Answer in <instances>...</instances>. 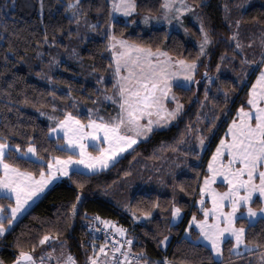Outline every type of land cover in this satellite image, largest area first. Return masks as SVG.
I'll return each instance as SVG.
<instances>
[{
	"label": "trees",
	"instance_id": "16d2710c",
	"mask_svg": "<svg viewBox=\"0 0 264 264\" xmlns=\"http://www.w3.org/2000/svg\"><path fill=\"white\" fill-rule=\"evenodd\" d=\"M189 1L212 38L205 56L200 55L201 29L194 23H188L186 34L164 27L148 31L141 27L131 30L130 25L121 19L117 20L115 29L117 36L154 50L159 48L181 59L199 57V61L202 60L197 75L201 72L203 75L196 80L198 83L174 89L184 104L179 118L169 127L159 129L147 140L139 142L134 150L109 169L88 176L73 175L56 184L6 236L0 237V260L4 264H13L21 248L27 251L34 244L37 246L33 254L41 256L45 244L39 245L38 240L47 233H59L58 241L67 244L69 253L78 264H88L93 255L92 247L86 244L92 215L125 225L128 237L133 240V250L146 253V258H151L150 264L161 261L162 256H167L173 264H200L201 261L203 264H218L211 249L196 241V231L192 230V236L186 239L183 221L170 224L175 200L187 214L192 200L196 199L203 172L199 166L192 165L190 173L175 180L177 192L175 190L172 194L162 193L156 188L131 189L129 184L136 185L131 180L137 169L134 163L137 160L157 162L178 150V141L185 139L190 130L194 131L201 112L212 117L220 115L230 103L233 109L242 104L249 107L248 88L256 75H252L250 83L241 88L243 75L238 72L241 64H246L241 53L233 48L234 43L229 41L238 29L244 39H250V34L256 33L258 27H264V0L249 4L245 10L237 7L242 0ZM73 3L75 0H0V136L8 137L11 144H20L22 149L34 141L40 155L46 159H51L53 154L66 157L75 153L56 149L57 141L48 138L50 125L42 113L55 111L63 117V110L67 109L87 121L88 115L76 107L80 104L96 107L101 105L99 96L115 95L114 62L104 35L110 1L80 0L79 9L69 8ZM137 4L140 14L151 10L152 15H157L162 11L163 0H137ZM71 11H76L77 17L84 16L79 25ZM91 24H97V28L93 30ZM223 56H227V63L234 58L237 64H241L238 67L235 64L231 73H220L210 84L206 97V78L216 73ZM103 77L105 84L100 81ZM105 103L108 115L113 116L119 111L114 102ZM16 162L29 171H38L35 164L25 160ZM80 184L84 185L83 188ZM113 188H118L116 197L110 194ZM77 196L80 197L79 202ZM117 196L124 198L121 200ZM254 201L253 207L261 206L259 199ZM13 203L12 200L0 199V204ZM74 203L77 211L73 217L70 213ZM155 203L159 208L152 207ZM123 206L137 215H142L144 210H152V219L133 227L130 213ZM237 225L248 229L246 237L249 244L254 240L264 244V220L258 219L252 224L238 220ZM164 236H172L166 248L162 247ZM231 246L232 242L226 241L222 264H255V259L264 251L234 256L229 252Z\"/></svg>",
	"mask_w": 264,
	"mask_h": 264
},
{
	"label": "snow or ice",
	"instance_id": "6c2138e0",
	"mask_svg": "<svg viewBox=\"0 0 264 264\" xmlns=\"http://www.w3.org/2000/svg\"><path fill=\"white\" fill-rule=\"evenodd\" d=\"M194 7L188 0H164L161 5L162 13L154 16L149 10L143 15L142 23L145 26H151L153 21H167L169 25L173 20L182 23L183 15L194 11ZM69 8L79 9L80 0H75ZM117 13L126 17L133 14L139 16L137 0H110L108 20L105 21L106 47L114 57L115 77V95L106 96L105 99L117 103L119 111L111 118L97 115L96 119L89 118L87 121L81 120L67 109L63 110V119L51 116L55 127L49 128L48 138L57 141L56 149L75 153L66 157L53 154L51 159H46L40 155L34 141L28 142L27 148L22 149L20 144H11L8 137L0 136V193L3 194L0 199L15 202L14 205L0 204V235L9 231V226L18 214L26 211V206L30 207L29 201L42 193L58 176H88L108 168L116 163L123 153L133 149L134 145L147 140L155 131L177 120L184 106L173 92V85L186 87L187 82L198 83L194 81V76L199 66V57L192 60L181 59L159 48L154 50L152 47L117 36ZM72 15L77 25L84 18L83 15L77 17L76 11H73ZM128 23L136 24L137 21L129 20ZM90 27L95 30L97 24H91ZM200 29L203 40L199 48L200 55H203L206 47L212 43V38L204 29L203 23L200 24ZM235 37L234 33L233 39ZM45 40L47 41L46 36ZM261 43L264 45V41ZM236 47H242L239 41ZM259 63L264 64V54ZM217 71H220L219 66ZM209 82L211 83V79ZM207 91L205 88L206 97ZM225 97L227 98V92ZM169 103H174L175 107L170 108ZM247 104L248 108L243 105L239 108L237 118L232 120L224 138L212 153L207 164L210 175L202 177L197 204L203 219H198L193 214L186 229L187 239L193 226L198 228L199 236L196 241L207 242L218 264H222L226 241H234L229 252L236 256L242 255L241 248L247 252L264 249V244L256 240L249 244L246 237L248 229L237 225L238 220H247L249 224L257 218L264 220V207H253L257 195L260 204L264 205V69L260 70L259 76L251 86ZM88 111L91 117L92 110ZM216 119L213 117L210 121L213 126ZM205 141L206 137L201 134L198 137L199 149H193L197 155L199 151H203ZM178 143L188 147L183 138ZM89 144L97 149L95 153L88 150ZM18 160L35 164L38 171L22 168L16 162ZM218 179L226 183L225 191L214 187ZM83 186L80 184L81 188ZM206 198H210L211 207L205 206ZM79 200L80 197L77 196V202ZM152 207L159 208V204L155 203ZM242 208L245 211L241 212ZM76 211L74 203L70 215L74 217ZM182 212V207L174 203L171 212L173 220H179ZM132 216L137 221L150 220L153 212L144 210L142 215L132 212ZM92 220L93 226L103 223L105 228L114 231L109 237L112 241L111 248H108V242L102 245L93 244V255L89 258V264H148V260L144 259L146 253L133 252V240L128 239L127 229L108 220L102 221L99 216L93 217ZM116 234L123 239H117ZM58 240L59 233H47L38 240V244H50ZM167 240L168 237L164 236L162 243ZM36 246L32 245L27 251L21 248L13 264H45V260L51 259L53 255L55 264H78L73 255L63 251V242L59 254H56L57 250L53 248L51 252H45L39 257L33 254ZM0 264H4V261L0 260ZM156 264H173V261L161 260ZM200 264H203V261ZM259 264H264V251L259 257Z\"/></svg>",
	"mask_w": 264,
	"mask_h": 264
},
{
	"label": "rangeland",
	"instance_id": "374dc122",
	"mask_svg": "<svg viewBox=\"0 0 264 264\" xmlns=\"http://www.w3.org/2000/svg\"><path fill=\"white\" fill-rule=\"evenodd\" d=\"M257 1H259V0H242V2L240 4H237V7L241 8V10H245L249 6V4H252L253 2H257ZM262 2H264V1H262ZM163 3H164V0H163ZM188 3L192 4L189 0H188ZM162 11L157 15H160L162 13ZM72 13H73V11H71V14ZM144 14H146V13H144ZM144 14H140L139 16L133 14L131 17H126V16H122L121 14L117 13L116 19L117 20L121 19V20L125 21L126 23H128L129 20H136L137 21L136 24H129L128 23L130 25L131 30H136L138 27H141V29L143 31H148L151 28L164 27L169 31L175 30V31H179V32H182L185 34L188 33V23H194L199 28H200V24H201L200 20H199L198 12L196 11L195 7H194V11L187 12L183 15L182 23H178L176 20H173L171 25H169L167 23V21H161L159 23L153 21L151 26H145L142 23V17ZM235 34H236L235 39H233V38L230 39L229 43L230 44L234 43L233 48L241 53V55L243 57V62H245L246 65L243 66L240 62L237 64V62L234 61V58H231L232 61L230 63H227L226 62L227 56L226 57L223 56V60L221 58V61L218 65L220 68V71L218 72L217 68H216V73L213 75H208L206 78L205 82L207 83V85L205 88H207V90H208L207 92H209V90H210V84L214 80H216L218 78V76H220V73H223V72H230L231 73V72H233L232 70H233V66L235 64H237L236 67H238L241 64V68L238 72L239 74L242 73V75H243V78L240 81L241 88L250 83L249 79L252 75H256L255 80L252 83V84H254L256 81V78L259 76L260 70L264 69V64L259 63V61L261 60L262 54H264V45H262V43H261V41H264V27H261V28L258 27V29H256V33L254 32V33L250 34V39H244L242 37V33L239 29L235 31ZM239 36H240V38H239ZM202 40H203V37L199 41V44ZM237 41H239L240 45L242 46L241 48L236 47ZM209 47H210V44L206 47L205 53L201 56H205L207 54ZM163 51H165V50H163ZM247 52H249V55H247ZM112 59L114 62V57H112ZM201 61H199V63ZM247 61H254V63H248ZM198 70H199V66H198L197 71L195 73L194 81H196L199 77H202V75H203V72H201L200 75L198 76L197 75ZM236 71H237V69H236ZM245 73H247V75H245ZM112 76H113V74H112ZM113 78L115 81L114 76H113ZM210 79H211V83L209 82ZM101 80H102V83L105 84V78L103 77L100 79V81ZM193 83H195V82H187L186 87L191 86ZM252 84L249 85L250 87L248 88V92H250ZM175 87H177L176 84L173 85V92L174 93H175V91H174ZM103 88L104 87H102V90H103ZM175 95L177 96L176 93H175ZM106 96H111V95L104 94V95H101V97L100 96L98 97V99L101 98V105H98L96 107H89L87 105L80 104L81 106L76 107V109L82 113L87 114L88 119L89 118L96 119L97 115L103 116L105 118H111V117L115 116L117 113L113 116H110L106 113V111L109 109H108V107L105 106L106 105L105 101H107L109 104L113 103V101L105 99ZM231 100H233V99H231ZM239 102H242V100H240ZM180 103L183 104L181 101H180ZM116 104L117 103H115V105ZM242 105L233 109L232 103L227 104L224 111L218 116L213 115L212 117H210L208 114L204 115L201 112L197 117L199 122L197 123L194 131L190 130L187 137L184 139L185 141H187L188 147H185L183 144H180V147L178 150H175V151L161 157L157 162L144 161V163H143V161L137 160L134 163L135 164L134 167L137 168L136 174H135V177L133 176L134 179H131V180H134V182L136 183V185H138V187L134 184H131V182H130L129 184H130L131 189L136 188V189H144L145 190V189H150V188L151 189L156 188L159 191H161L162 193L166 192L168 194H172L175 190L177 192V189H176L177 186H176L175 180L178 177H180L182 174L190 173V171H191L190 169H191L192 165L199 166L201 168V170H203V172H201L202 174L200 176L199 186L202 185V177L204 175H210V173L207 169V164L211 160L212 153L215 152L216 147L219 145L220 140L222 138H224V134L228 131V126L231 124L232 120L237 118L236 113ZM183 106H184V104H183ZM117 107H118V105H117ZM169 107L174 108L175 104L169 103ZM89 109L92 110V116L91 117L89 116V111H88ZM183 110H184V107H183ZM51 116H57V117L63 119V117L60 116L59 114H57L55 111L43 113L42 117H44L48 121L50 128L55 127V123L50 119ZM213 117L217 118L215 120L214 126L210 123V121H212ZM175 121H173L170 125H172ZM170 125H166L162 128L169 127ZM201 134H203L206 137L205 147H204L203 151H199V154L197 155L193 149H196V150L199 149L198 137ZM85 142H87V141H85ZM135 147H136V145L133 146V149ZM90 148H93L92 149L93 151H91ZM133 149H129L127 153L131 152ZM88 150L93 152V153H95L97 151V149L94 148L91 144H89ZM127 153H123L121 155V157H119L117 159V162L123 156H125ZM111 166L112 165H110L108 168H105V169L100 170L98 172L105 171V170L109 169ZM128 182L129 181H127V184H128ZM117 186L118 185H116L114 187H117ZM214 187L217 188L219 191H225L226 190V183L222 182L220 179H218L216 184L214 185ZM110 190L112 191V192L110 191L111 196L116 197L115 193H116V191H118V188H113ZM198 192H199V188H198ZM121 193H124V192L122 191ZM117 198L123 200L124 197L123 196H117ZM199 198L200 197L197 194L196 199L192 200V205L190 206L188 213L186 214L185 211H183L181 214V218L179 220H173L172 215L170 216V224H172V225H176V224L180 223L181 221H183V225L185 228V231H184L185 236H186V229L188 228V224H189V222L191 220V216L193 214H195L198 219H203L201 209H200L199 205L197 204V201L199 200ZM257 199H259V197ZM174 203H175V205L179 206V204L177 203L176 200L174 201ZM195 206L197 207V209H196L197 211L195 210ZM205 206L211 207L210 198H206ZM260 207H264V205H261ZM123 209L126 210V212L129 211L130 219L133 221V223H132L133 227H135V225H137V224H141V222L135 220L134 217L131 216L132 211H130L126 206H123ZM243 211H245V209H241V212H243ZM100 219L102 221L105 220L102 218H100ZM192 230L196 231L198 233V236H199L198 228L193 226ZM191 236H192V233H191L190 237ZM171 238H172V236H168L167 242L162 243L163 248H166L169 245ZM197 242L207 246L206 241L200 240ZM52 243H54V242H51L50 244H48V243L45 244V250L43 251V253L41 255H43L45 252H51V249H48V250H46V249L51 247ZM232 243H234V241ZM208 247L210 248V246H208ZM240 252L242 253V255L250 253V252L245 251L243 248L240 249ZM57 253H59V251H57ZM234 256H236V255H234ZM54 257H55V255H53L52 258H54ZM259 257L255 259V261H256L255 264H259ZM52 258L46 259L45 264H51L50 261L54 263L55 260ZM101 258L103 259V257H101ZM150 263H151V261L148 264H150Z\"/></svg>",
	"mask_w": 264,
	"mask_h": 264
},
{
	"label": "crops",
	"instance_id": "0c3cea01",
	"mask_svg": "<svg viewBox=\"0 0 264 264\" xmlns=\"http://www.w3.org/2000/svg\"><path fill=\"white\" fill-rule=\"evenodd\" d=\"M255 80V79H254ZM249 96H250V92H249ZM64 178H66V177H64V176H62V175H60V176H58L56 179H54L49 185H48V187L46 188V189H44V191L42 192V193H40L37 197H34L33 198V200H31V201H29V205H30V207H28V206H26V211H23L22 212V214H18V216H17V218H16V220L15 221H13L12 222V224L9 226V231H7L6 233H4V234H2V235H0V237H4V236H6L22 219H23V217L56 185V184H58L59 182H61ZM3 194L2 193H0V196H2ZM259 196L257 195V197H255L254 198V200L255 199H257ZM13 202H14V200H12ZM15 203V202H14ZM14 203H13V205H14ZM243 209V208H242ZM131 216H132V214H131ZM133 217V216H132ZM258 219V218H257ZM106 220H108V221H110V222H114L116 225H119V226H123L125 229H127L126 228V226L125 225H123V224H120V223H118L116 220H112V219H106ZM148 220H140L139 222H141L142 224L143 223H146ZM113 230V229H112ZM53 248H56V250L57 251H61V242H57V241H55L54 243H52V246L51 247H49V248H47L46 250H48V249H51V251H52V249ZM63 251L64 252H66V253H69V249H68V246H67V244L66 243H63ZM56 254H59V253H56ZM52 259H54L55 260V257L54 258H52ZM102 259V258H101ZM50 263L52 264L53 262H51L50 261ZM53 264H55V262L53 263Z\"/></svg>",
	"mask_w": 264,
	"mask_h": 264
},
{
	"label": "built area",
	"instance_id": "2783aa9c",
	"mask_svg": "<svg viewBox=\"0 0 264 264\" xmlns=\"http://www.w3.org/2000/svg\"><path fill=\"white\" fill-rule=\"evenodd\" d=\"M95 216H98V215H92L91 219H90L86 244L88 246L92 247L93 244L102 245V244H105L106 242H108V248H111L112 241H110L109 237L112 235L114 230H112L110 228H105L103 223H96L93 226L92 218ZM116 238L119 240L123 239L118 234H116ZM128 239H130V238L128 237ZM96 251H98V249H96ZM133 252H135V251H133ZM117 255H119V254H117ZM161 258L162 259H160V260H169L167 256H162ZM144 259H147L148 263L151 261V258L144 257Z\"/></svg>",
	"mask_w": 264,
	"mask_h": 264
}]
</instances>
